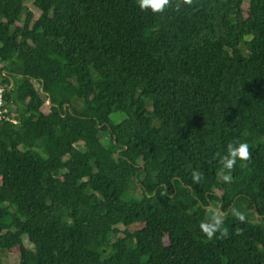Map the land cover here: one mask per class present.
Masks as SVG:
<instances>
[{
  "label": "trees",
  "instance_id": "trees-1",
  "mask_svg": "<svg viewBox=\"0 0 264 264\" xmlns=\"http://www.w3.org/2000/svg\"><path fill=\"white\" fill-rule=\"evenodd\" d=\"M0 85L19 264H264V0H0Z\"/></svg>",
  "mask_w": 264,
  "mask_h": 264
},
{
  "label": "clouds",
  "instance_id": "clouds-1",
  "mask_svg": "<svg viewBox=\"0 0 264 264\" xmlns=\"http://www.w3.org/2000/svg\"><path fill=\"white\" fill-rule=\"evenodd\" d=\"M139 6L141 9L151 8L153 12H162L166 6L169 5L170 0H138ZM185 4H191L192 0H183ZM179 7V4H177ZM251 153L249 152V146L247 143H240L238 146H233L229 144L228 146V154L225 156L221 163L224 169L231 170L235 165L237 160L247 161L250 159ZM193 179L199 180V173H193ZM223 180L225 182L231 181L230 175H223ZM236 218L241 222L245 220V216L240 212L234 213ZM221 224V219L218 215H213L212 223H202L201 229L206 234L208 239H212L214 233L219 229ZM222 235H226V233H222Z\"/></svg>",
  "mask_w": 264,
  "mask_h": 264
},
{
  "label": "rangeland",
  "instance_id": "rangeland-1",
  "mask_svg": "<svg viewBox=\"0 0 264 264\" xmlns=\"http://www.w3.org/2000/svg\"><path fill=\"white\" fill-rule=\"evenodd\" d=\"M36 14L38 15L39 13L35 10ZM48 105H49V100H45L44 103L41 105L40 107V111L41 112H47L48 111ZM13 108L15 106H12ZM17 108L19 111H24L25 110V105L23 104H18ZM16 112V111H14ZM121 114H116L114 116V118H121ZM107 137L105 136L104 139H106ZM77 145H81L80 143H78ZM212 200H217L216 197H212ZM213 208L215 210L214 213H216L217 211V207L216 205H213ZM167 241V239H166ZM24 243L26 246H31V243L29 242L28 238L26 236H24ZM0 259L2 260L3 264H19L20 262V249L18 246L12 248V249H2L0 248Z\"/></svg>",
  "mask_w": 264,
  "mask_h": 264
},
{
  "label": "built area",
  "instance_id": "built-area-1",
  "mask_svg": "<svg viewBox=\"0 0 264 264\" xmlns=\"http://www.w3.org/2000/svg\"><path fill=\"white\" fill-rule=\"evenodd\" d=\"M6 94V86L4 85H0V121L1 119L4 117V111L6 109H4V105H5V100H4V96Z\"/></svg>",
  "mask_w": 264,
  "mask_h": 264
},
{
  "label": "water",
  "instance_id": "water-1",
  "mask_svg": "<svg viewBox=\"0 0 264 264\" xmlns=\"http://www.w3.org/2000/svg\"><path fill=\"white\" fill-rule=\"evenodd\" d=\"M49 101H50V96H49Z\"/></svg>",
  "mask_w": 264,
  "mask_h": 264
}]
</instances>
